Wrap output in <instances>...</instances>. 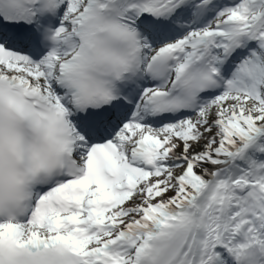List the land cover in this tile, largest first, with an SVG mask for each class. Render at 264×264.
<instances>
[{"label": "snow or ice", "instance_id": "obj_1", "mask_svg": "<svg viewBox=\"0 0 264 264\" xmlns=\"http://www.w3.org/2000/svg\"><path fill=\"white\" fill-rule=\"evenodd\" d=\"M0 264H264V0H0Z\"/></svg>", "mask_w": 264, "mask_h": 264}]
</instances>
